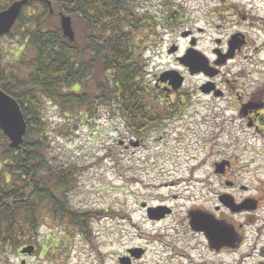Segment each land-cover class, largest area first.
<instances>
[{"label":"rangeland","instance_id":"rangeland-1","mask_svg":"<svg viewBox=\"0 0 264 264\" xmlns=\"http://www.w3.org/2000/svg\"><path fill=\"white\" fill-rule=\"evenodd\" d=\"M11 1L0 0V5L6 6ZM155 1L142 0L147 3L143 7L159 11L152 6ZM234 1L238 0H225L226 7L235 5ZM182 2L174 0L176 4ZM218 2L186 0L189 9L186 14L201 19L198 24L205 25L206 8L214 7ZM255 10L264 11V0H255ZM24 13L34 17L40 12L33 6ZM146 29L147 26H143L134 33L141 46L154 42L147 33L143 35ZM160 30L157 27V31ZM19 32L15 29L12 39L5 37L0 41L5 61H12L15 54L17 57L22 54L21 45L13 39L21 40ZM181 43L186 45V40ZM150 53L148 50V57H151ZM153 59L157 63L161 61L157 57ZM168 64V58L162 66L152 64L151 73L162 71ZM43 107L50 127L52 160L84 169L78 172L77 188L69 195L71 204L85 211H94L95 208L112 213L104 219L105 214L95 218L94 225V220L90 221L89 239L73 230L65 244L63 239L68 235L65 226L47 223L40 229V243L48 242L46 250L51 256L44 258L38 250L26 264H122L120 257L135 247L145 249L146 255L133 264H196L198 253H203L206 247L198 244L197 235L189 227L188 212L191 209L214 215L223 212L224 221L234 222L238 232L240 222L255 217L257 246L261 241L264 243V235L258 230H264V146L255 140L251 130L231 121V113L207 106L189 108L188 113L171 124L157 127L146 135L140 146L132 147L130 141L136 142L138 137L129 133L125 123L113 115L107 105L100 107L94 118L75 110L72 116L70 108L57 107L53 102H44ZM64 125L66 128L60 129ZM223 159L232 161L224 175L244 182L250 189H226L225 178L219 181L212 174L214 164ZM206 179L209 182L205 185ZM223 192L233 195L238 204L253 197L255 208L232 215L227 211L220 212L215 207L220 205L219 196ZM162 201L174 207L173 214L162 221H149L142 206L144 203L157 206ZM177 250L185 255L176 254ZM205 254L211 260L215 259L208 249ZM188 255L195 257L194 263H190ZM3 264H22V258L16 252L8 263Z\"/></svg>","mask_w":264,"mask_h":264},{"label":"trees","instance_id":"trees-1","mask_svg":"<svg viewBox=\"0 0 264 264\" xmlns=\"http://www.w3.org/2000/svg\"><path fill=\"white\" fill-rule=\"evenodd\" d=\"M140 1L52 0L51 12L46 0H30L26 9L35 6L40 13H22L9 34L20 31L21 40H14L22 54L14 64L0 61V85L20 105L27 132L21 146L11 148L0 125V264L29 244L40 248L43 257L51 256L48 242L40 243V229L47 223L65 226V244L73 230L89 238L90 221L109 214L71 204L69 195L84 169L52 160L44 102L91 118L107 105L139 136L181 114L174 106L165 110L170 100L162 99L147 78L143 48L134 33L152 19L148 22V13L139 10ZM58 11L72 17L75 41L64 37Z\"/></svg>","mask_w":264,"mask_h":264},{"label":"flooded vegetation","instance_id":"flooded-vegetation-1","mask_svg":"<svg viewBox=\"0 0 264 264\" xmlns=\"http://www.w3.org/2000/svg\"><path fill=\"white\" fill-rule=\"evenodd\" d=\"M245 1L248 3L238 0L234 1L232 7H226L225 0H219L214 7L208 6L205 25L198 24L201 19L193 16L187 18L186 0L177 6L173 1L152 4L159 9L158 14L161 16L157 20L161 25L158 40H169L163 50L165 60L168 58V65L180 72L184 82L175 89L161 73H154L148 80L158 89L162 99L170 100L166 111L171 112L174 106L176 110L180 108L186 113L189 108L207 106L212 110L231 113V121L251 129L257 140L264 144V15H261L264 11L255 10V0ZM188 32L190 34L186 36ZM182 40H186V45L181 43ZM187 52L192 66H186L182 60ZM201 65H206V70L192 72ZM175 104L181 106L176 107ZM141 142L138 138L136 142L131 140L130 145L138 147ZM229 187L234 189L237 183L231 182ZM233 205L234 210L242 207L239 211L245 206L247 210L255 208V202ZM222 209L229 212L226 207ZM252 218L245 224L239 223V232L235 224L222 220L230 234L218 246L206 234L199 233V245L206 247L205 250L208 249L215 259L211 260L204 250L203 253L197 252L200 256L195 263L264 264V243L257 246L255 217ZM176 254L185 255L180 251H176ZM144 255L146 253L140 258ZM188 256L190 263H194L195 257ZM136 259L128 258L126 263L133 264Z\"/></svg>","mask_w":264,"mask_h":264},{"label":"water","instance_id":"water-1","mask_svg":"<svg viewBox=\"0 0 264 264\" xmlns=\"http://www.w3.org/2000/svg\"><path fill=\"white\" fill-rule=\"evenodd\" d=\"M28 0H18L14 2L8 9L0 12V35L8 32L17 22L19 18L22 8L27 3ZM51 12L54 11L52 6V1L47 0ZM61 16L60 26L63 32V35L68 38L70 41H75L76 34L73 28V21L72 18L64 13H59ZM186 66H192L188 58L182 59ZM207 66L201 65L198 67L197 71L206 70ZM167 76H170L171 80L173 81V86L175 88H179L182 84L183 78L177 72H167ZM0 125L3 128L5 134L8 136L10 142L9 146L11 148H18L24 141V137L27 132V122L24 116V113L19 106V104L10 96L8 95L0 86ZM224 163L217 165L218 171H223ZM224 202L228 203L227 199H223ZM208 223V229L211 231V234L214 233V227L217 225V222L213 219H209L205 221ZM194 226L201 227L199 225V219L196 218L193 222ZM35 251V246L29 245L24 247L21 252L23 254H32Z\"/></svg>","mask_w":264,"mask_h":264}]
</instances>
